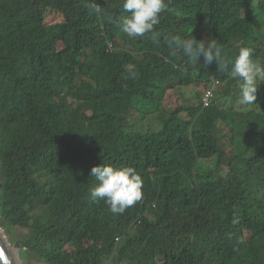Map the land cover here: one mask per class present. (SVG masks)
Masks as SVG:
<instances>
[{"label": "trees", "instance_id": "trees-1", "mask_svg": "<svg viewBox=\"0 0 264 264\" xmlns=\"http://www.w3.org/2000/svg\"><path fill=\"white\" fill-rule=\"evenodd\" d=\"M92 1L0 0V227L21 261L264 264V82L239 107L231 65L168 46L213 41L232 60L247 47L264 65V0H166L141 37L120 30L123 0H97L99 15ZM211 74L235 94L229 114L166 110L165 96ZM102 164L143 179L123 214L91 199Z\"/></svg>", "mask_w": 264, "mask_h": 264}, {"label": "clouds", "instance_id": "clouds-1", "mask_svg": "<svg viewBox=\"0 0 264 264\" xmlns=\"http://www.w3.org/2000/svg\"><path fill=\"white\" fill-rule=\"evenodd\" d=\"M95 5H97V0L92 1V6H94L92 11L98 15L102 14V9ZM167 8L168 4L166 0H123L122 10L129 15L122 18L120 30L128 37L144 36L146 33L152 32L155 26L160 23V13ZM111 43L114 44L113 48L110 46ZM108 45L109 51L117 50V46L114 42H109ZM168 46L172 49L173 55L179 50L183 51L190 58H200L203 56L205 64H211L215 61L219 66V70H225L231 65L230 76L237 81L239 103L241 105H252L257 99L258 88L260 84L264 82V65L252 58V49L241 47L239 49V54L232 60L227 58L226 55H222V49L213 41L205 46L203 42H197L195 39H183L180 36H175L168 41ZM151 55L165 62L169 61V59L156 52L151 53ZM198 82L199 81L193 83ZM215 88L216 84L209 88V90H212L214 93L210 105L204 106V97L206 93L204 90L201 95H198L200 97H196V103L179 105L175 108L180 106H192L197 104L198 101H201L202 110H205V108H209L213 104H216ZM163 105L167 110L164 101ZM175 108H173V110H175ZM181 118L187 119L186 113H182ZM195 158H198L196 151ZM209 166H212V164ZM91 176L95 177L98 181L97 186L91 189V199L93 201L104 200L113 214H123L128 208L140 201L143 196V179L133 167L116 168L110 164H102L101 166H95L91 169ZM191 179L192 186H195L197 180L195 167H193L191 171ZM3 235L5 236L4 232ZM5 238L8 240V237L5 236ZM17 244L20 247V244ZM10 245L12 244L10 243Z\"/></svg>", "mask_w": 264, "mask_h": 264}, {"label": "rangeland", "instance_id": "rangeland-1", "mask_svg": "<svg viewBox=\"0 0 264 264\" xmlns=\"http://www.w3.org/2000/svg\"><path fill=\"white\" fill-rule=\"evenodd\" d=\"M172 86H176V84H181L180 82L177 83H171ZM179 89L176 90L174 93H169L164 102H165V106L167 107V110H173V108L179 106V105H189L191 103H196V97L202 94V92L204 91L202 89V83L198 82V83H192L190 85V87L187 86H179ZM238 88V86H235V89ZM227 89V84L224 85L221 88H218L216 90V95H215V100H216V105L218 108H222L223 111L226 112V114H229L231 111V106L234 103L230 102V97L234 96L235 94L230 93V94H226L225 91ZM200 97V96H198ZM229 104V105H227ZM239 107L244 108L240 103H238ZM245 106H250V105H245ZM205 164L207 165H211L212 162L211 161H205ZM228 171V166L226 164H223V166L220 169V174H224ZM0 233L3 235V231L0 227ZM4 236V235H3ZM10 245V243H9ZM11 247L13 246V249L15 252L14 255H18L19 257V248L18 244H13L10 245ZM21 264H23V261H21Z\"/></svg>", "mask_w": 264, "mask_h": 264}, {"label": "water", "instance_id": "water-1", "mask_svg": "<svg viewBox=\"0 0 264 264\" xmlns=\"http://www.w3.org/2000/svg\"><path fill=\"white\" fill-rule=\"evenodd\" d=\"M19 247V245H18ZM14 249L9 245L8 240L5 236L0 233V264H21L18 255H14Z\"/></svg>", "mask_w": 264, "mask_h": 264}, {"label": "bare ground", "instance_id": "bare-ground-1", "mask_svg": "<svg viewBox=\"0 0 264 264\" xmlns=\"http://www.w3.org/2000/svg\"><path fill=\"white\" fill-rule=\"evenodd\" d=\"M197 81H199L200 83H208V86L206 87V89H204L205 91H209V88L213 87L214 84H216V88L215 90H217L218 88L223 87L224 85H226V81L223 79H218L217 77H215V75H209L207 78L201 79L199 76L195 77ZM179 85L176 84L175 87H178Z\"/></svg>", "mask_w": 264, "mask_h": 264}, {"label": "built area", "instance_id": "built-area-1", "mask_svg": "<svg viewBox=\"0 0 264 264\" xmlns=\"http://www.w3.org/2000/svg\"><path fill=\"white\" fill-rule=\"evenodd\" d=\"M111 48H113L114 47V44L113 43H111ZM213 95H214V93H213V91L212 90H209V91H206V93H205V97H204V106H208V105H210L211 104V102H212V98H213Z\"/></svg>", "mask_w": 264, "mask_h": 264}, {"label": "snow or ice", "instance_id": "snow-or-ice-1", "mask_svg": "<svg viewBox=\"0 0 264 264\" xmlns=\"http://www.w3.org/2000/svg\"><path fill=\"white\" fill-rule=\"evenodd\" d=\"M0 257H2V254H0Z\"/></svg>", "mask_w": 264, "mask_h": 264}]
</instances>
